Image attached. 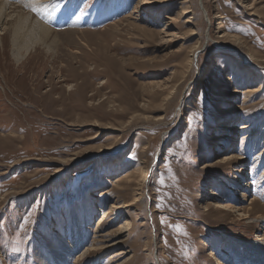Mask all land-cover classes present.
<instances>
[{
  "label": "rangeland",
  "instance_id": "1",
  "mask_svg": "<svg viewBox=\"0 0 264 264\" xmlns=\"http://www.w3.org/2000/svg\"><path fill=\"white\" fill-rule=\"evenodd\" d=\"M1 1L55 33L17 48L0 26V136L18 135L0 139V264H63L60 240L67 264H245L233 243L264 237V0ZM253 200L250 219L218 209Z\"/></svg>",
  "mask_w": 264,
  "mask_h": 264
},
{
  "label": "bare ground",
  "instance_id": "2",
  "mask_svg": "<svg viewBox=\"0 0 264 264\" xmlns=\"http://www.w3.org/2000/svg\"><path fill=\"white\" fill-rule=\"evenodd\" d=\"M248 1V0H247ZM247 1H245V0H239V2H247ZM142 4L140 5V7L139 8H141V7H144L145 5L143 4V3H145V2H141ZM35 4V3H34ZM33 4V5H34ZM38 7V6H37ZM11 9H16L14 6H12L10 3H8V2H4V1H1L0 2V26L3 24L2 22H3V19H5V18H7L8 20H10V21H13V19H14V22H13V25H14V34H15V37H14V39H13V45L14 46H16L17 48H19V44H20V42H19V38L20 37H22V36H20V34L21 33H25L26 34V36L28 35L29 36V34H31L30 35V37L31 36H33V37H35V38H32V40H30V42H32L31 44H29L30 42H29V39H27L26 40V42H29L28 43V46H26L27 48L28 47H33V45H34V41L35 40H37V42H39L38 40H43V38H42V36H46V35H48V34H51V35H53L54 33H55V31H53V30H51V29H49L48 27H46L45 25H43L42 23H41V21H39V20H35V21H33L32 19H31V16H22V15H18L17 17L15 16V14H14V10H11ZM20 13V12H19ZM192 13V10H190V9H188V11H186L184 14L185 15H188V14H191ZM15 17H16V19H15ZM190 19H192V18H189L188 20H187V22L186 23H192V21L190 20ZM9 23V22H8ZM12 26V25H11ZM106 29V28H105ZM197 34V32H194L192 35H196ZM2 35V32L0 33V36ZM27 36V37H28ZM24 39L26 38V37H23ZM23 39V40H24ZM16 48V49H17ZM21 50V48L20 49H17V52H16V54H15V57L17 58V61H20L21 60V57H20V51ZM195 55V54H194ZM194 55H193V57H194ZM237 68V67H236ZM107 70V69H106ZM105 73L107 74V71H105ZM248 93H249V91H248ZM63 103H64V101H63ZM81 105H79V107L78 108H81L80 107ZM76 108H77V106H76ZM226 126V125H225ZM243 127V126H242ZM223 128V127H222ZM224 128H228V129H226V130H229V129H232V128H230L229 126L228 127H224ZM242 129H247V127L246 126H244V128H242ZM8 135H10L9 137L8 136H5L4 134H2L1 136H0V139H2L3 141H5V142H9V141H16V139H18L17 138V134L16 133H14V131H12V132H10ZM215 152V151H214ZM263 155V154H262ZM238 158H237V156L234 154V153H231V154H229V155H227V156H225V159L223 160V161H221V164H232V163H234V162H236V160H237ZM139 170H140V176H141V178H140V181H137L136 183H137V185L138 186H142L144 183L146 184V182H148L147 180H148V177H149V173L148 172H146L145 170H143V168H139ZM238 172V171H237ZM137 173V172H136ZM136 173L135 174H133L132 176H136ZM243 173V172H242ZM241 175V174H240ZM132 176H130V177H132ZM263 177V176H262ZM126 178H129V176L128 175H125V176H122V177H120V178H117V180H116V182L114 183V185H117V184H120L123 180H125ZM230 180H232L231 178H229ZM127 180V179H126ZM130 180V179H129ZM264 180V179H263ZM223 181H221L220 182V185H222V187L221 188H223V186L225 185L224 183H222ZM244 185V184H243ZM225 187V186H224ZM226 188V187H225ZM139 189V188H138ZM140 190V189H139ZM135 191V190H134ZM207 191V190H206ZM234 192V191H233ZM105 194L104 195H107V194H109V191H106V192H104ZM235 193V192H234ZM213 195H216V194H214L213 193ZM246 195V194H245ZM204 198V197H203ZM137 199V198H136ZM224 200L225 199H227L226 197H224L223 198ZM136 201V200H135ZM78 203V202H77ZM101 203V202H100ZM254 204H256L255 203V200H253V202L251 203V205L253 206V207H249L248 209H245V208H239V207H235V205H233V202L231 203L230 201H228V202H225V203H221L220 205H219V207H218V209H220V210H223V211H227V212H233V211H237V212H239L241 215H242V217H244V219H250L251 218V212L255 209V206H254ZM130 206H133V204H131V205H126V207H124V208H130ZM115 207L113 206L112 207V209H114ZM117 209V208H116ZM67 211V210H66ZM210 211V210H209ZM122 214V213H121ZM108 213H105L104 214V218L103 219H101L99 222H98V231L100 230V228H102V226L104 225V223H105V221H106V219L108 218ZM243 219V218H242ZM129 224H127V223H125L124 225H122L121 227H120V230L118 231V233L116 234V236L117 235H121V234H123L124 232H123V229H126L127 228V226H128ZM73 229V228H72ZM248 230V229H247ZM251 231V230H250ZM81 233V232H80ZM115 233L116 232H114V233H108V234H106V235H104V236H98V237H96L97 239H96V242L97 243H105V242H108L109 240V238L110 237H113L114 235H115ZM82 234V233H81ZM119 235V236H120ZM111 239V238H110ZM75 245H76V247L77 246H80V243H79V240H81V237L78 239H76L75 238ZM243 243H245L244 241H243ZM242 243V244H243ZM242 244H236V243H233V247H234V251L236 252V255H237V258H239V259H241L242 260V262H244L245 264H264V237H263V239H262V241H261V243H256V242H251V243H245L244 245H242ZM121 245V242H119V240L118 241H116L115 243H113L112 245H109L108 247L110 248V247H119ZM102 247V246H101ZM107 247V248H108ZM240 247H244V253L243 252H241L242 250H240L241 248ZM59 249L61 250V252L62 253H58L57 251L55 252V254H54V258H55V260H56V262L57 263H59V262H62L63 264H67V261H68V259H69V257L71 256V253L70 252H68V251H71L70 249V246L67 244V242H64L63 240H60L59 241ZM103 249H106V248H103ZM102 249V250H103ZM88 251H89V253L90 252H95L96 251V249H88ZM84 252V251H83ZM89 253H88V255H89ZM128 253H130V252H128ZM128 253H126V254H128ZM135 256L133 255L131 258L133 259ZM123 258V257H122ZM130 258V259H131ZM129 259V260H130ZM97 262V261H96ZM61 264V263H60Z\"/></svg>",
  "mask_w": 264,
  "mask_h": 264
}]
</instances>
